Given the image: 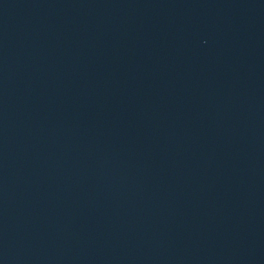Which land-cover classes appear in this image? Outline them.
<instances>
[{"label":"water","instance_id":"95a60500","mask_svg":"<svg viewBox=\"0 0 264 264\" xmlns=\"http://www.w3.org/2000/svg\"><path fill=\"white\" fill-rule=\"evenodd\" d=\"M0 264H264V0H0Z\"/></svg>","mask_w":264,"mask_h":264}]
</instances>
